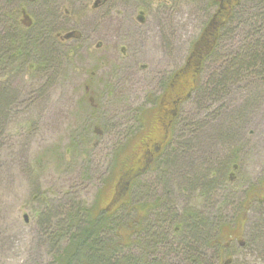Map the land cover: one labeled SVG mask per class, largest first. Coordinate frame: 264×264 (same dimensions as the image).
<instances>
[{"label": "rangeland", "instance_id": "rangeland-1", "mask_svg": "<svg viewBox=\"0 0 264 264\" xmlns=\"http://www.w3.org/2000/svg\"><path fill=\"white\" fill-rule=\"evenodd\" d=\"M94 1L0 0V264H54L69 215L92 207L137 227L120 255L138 264H264V68L236 59L264 40V0L231 9L123 206V163L149 132L160 139L168 79L215 5L109 0L94 12Z\"/></svg>", "mask_w": 264, "mask_h": 264}, {"label": "trees", "instance_id": "trees-1", "mask_svg": "<svg viewBox=\"0 0 264 264\" xmlns=\"http://www.w3.org/2000/svg\"><path fill=\"white\" fill-rule=\"evenodd\" d=\"M234 2L235 3L231 9L239 4L238 0H234ZM230 11L231 10L228 11L229 14ZM229 14L227 20L229 19ZM211 22L212 21L208 22L202 28L201 34L192 45L191 51L186 58L185 66L180 71H185L190 64L194 66L190 73L191 79H193L192 85L189 84L184 101L189 98L191 92L197 89L198 81L196 80L201 73L202 65L213 54L220 38V32L227 21H224L220 25H217L218 22H216V24H211ZM253 47V50L246 52V55L237 57L236 59L240 60L241 64L246 63L247 66L251 68L256 66L264 68V40H258ZM173 77H175V74ZM181 82L182 81L179 83L180 86L183 85ZM141 143L142 141L140 142L138 149L140 148ZM123 148L124 147H122V149ZM122 149L120 148L115 152L113 159L114 164L116 163L118 156L121 155ZM160 154L150 158V153H148L143 160V154L142 152L140 154V151L138 150V154L133 156V158L126 159L123 163L124 172L116 184V192L114 195H116V201L119 200L116 203L123 206L130 202L131 189L136 184L137 180L144 176L153 167ZM156 202L152 203L153 205L150 203L138 204L136 205V209L139 210L140 213L148 208L150 210L152 206L153 208L157 206ZM118 209H116V211ZM116 211L114 212L116 213ZM114 221L112 212L98 210L95 207L87 210L86 216L83 218L78 217L76 214H70L66 226V234L69 238L68 244L63 252L54 258V264H111L113 260H117V264H138L139 262L135 257L128 254L126 256L120 255V252L123 251L125 247L128 248L133 244L131 237L134 233L138 232L137 227L115 224ZM108 231H112L115 234V239L117 241L106 239L105 233ZM230 234H234V230H231ZM114 256H120V258H115Z\"/></svg>", "mask_w": 264, "mask_h": 264}, {"label": "flooded vegetation", "instance_id": "flooded-vegetation-1", "mask_svg": "<svg viewBox=\"0 0 264 264\" xmlns=\"http://www.w3.org/2000/svg\"><path fill=\"white\" fill-rule=\"evenodd\" d=\"M108 1L109 0H95L91 6L92 11L95 12L98 9H104L105 5L108 4L107 3ZM212 2L215 5L214 11L205 24H207L210 21H212L211 24H216V22H218L217 25L222 24L224 21L226 22L227 16L229 14L228 11L231 10L232 6L235 3L234 0H212ZM22 13L25 15L23 11ZM25 17L27 16L25 15ZM138 20L141 22L142 17H139ZM72 37L79 38V35H76L75 33L74 34L71 33L70 35L68 34L66 36V39L72 38ZM184 66L185 65H183V67ZM183 67H181L177 71H174L170 75L168 79V84L170 83L169 87L171 89L174 88V93L171 97H169V101H167L168 103L166 102L164 105H162L158 109V112H160V114L159 115L157 114L156 117L153 119V122H154L153 124L155 126H158L159 130L161 131L160 139L157 140L154 137V134L153 133L151 134V132H149L147 136L143 138L140 148L139 149L137 148V151L139 150L140 154L142 152L143 160L145 159L144 157L147 156L148 153H150L149 155L150 158L160 154L164 146L168 142L170 131L172 130L173 124L178 115L177 113L178 108L180 106V103H183L186 97V94H187V88L189 86V82L188 80L187 81H184V80L185 78H191L190 73H191V70L194 68V66L190 64V66L185 71L180 72ZM174 74H175V77H173ZM180 81H182L181 84L183 83L182 86L179 85ZM177 87L180 89H178Z\"/></svg>", "mask_w": 264, "mask_h": 264}, {"label": "bare ground", "instance_id": "bare-ground-1", "mask_svg": "<svg viewBox=\"0 0 264 264\" xmlns=\"http://www.w3.org/2000/svg\"><path fill=\"white\" fill-rule=\"evenodd\" d=\"M207 55V54H206ZM200 60H201V58H200ZM127 174H129V173H127Z\"/></svg>", "mask_w": 264, "mask_h": 264}, {"label": "water", "instance_id": "water-1", "mask_svg": "<svg viewBox=\"0 0 264 264\" xmlns=\"http://www.w3.org/2000/svg\"><path fill=\"white\" fill-rule=\"evenodd\" d=\"M70 35V34H69Z\"/></svg>", "mask_w": 264, "mask_h": 264}]
</instances>
